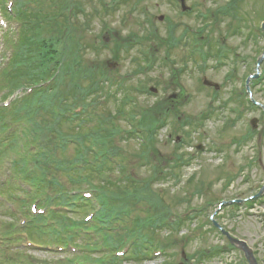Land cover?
<instances>
[{
	"label": "rangeland",
	"instance_id": "374dc122",
	"mask_svg": "<svg viewBox=\"0 0 264 264\" xmlns=\"http://www.w3.org/2000/svg\"><path fill=\"white\" fill-rule=\"evenodd\" d=\"M65 1L77 9V14L74 11L70 18L74 25L71 30H65L63 36L54 35L53 31L50 36L57 39L56 45L62 48V54H69L68 50H63L71 45L81 64L87 62L90 67L104 69L101 74H106L109 80L103 83L99 75L94 79L95 86L89 85L95 87L94 92L100 89L95 97L100 111L111 108L114 114L117 113L118 103L123 100L126 90L119 82L124 80L129 88L134 86V89L127 88L141 102L139 111L145 109L148 116L151 115L149 117H155L164 108L171 109L170 121L157 133L150 161L143 167L137 158L142 148L140 140L120 145L132 170L139 177L148 178L154 174L157 165L160 171L167 164L170 168L167 161H173L177 152L189 159L175 169V174L168 168L169 173L147 192L150 195L145 201L148 207L141 203L126 213L124 219H128L133 227L134 218L145 216V208L153 212L158 208L169 210L172 217L177 213L184 217L187 207L203 208L180 225L177 232L166 228L157 235V238L167 240L165 257L154 261L143 258L139 264H198L199 253L213 252L215 247L228 251L219 255L212 253L202 264H249L241 249L235 246L230 249L232 244L222 231L245 241L257 264H264V194L255 197L257 202L253 208L248 206L250 197L259 193L264 185V112L258 106H249L246 95L238 96L236 91L240 88V76L256 73V56L264 51V31L261 28L264 0H238L235 5H231L230 0H184L187 6L184 16L179 14L176 0H128L127 3L125 0L114 6L115 0ZM36 2L28 9L29 14L46 12L49 7L50 13L64 8L59 0H46L40 7L39 3L44 1ZM104 3L110 4L111 9H106ZM17 27L14 20L8 29L0 28V65L4 64L8 52L4 56L3 32L16 31ZM185 29H188V35ZM193 29L200 30L198 35L192 34ZM195 36L201 37L203 43L206 38L210 39L207 46H224L221 48L232 52L226 59L215 54L205 62L200 56L194 59L189 51L194 47ZM70 37L73 42L69 41ZM172 41L179 45L170 49ZM144 48L152 57L150 61L143 53ZM203 50H207L206 45ZM243 58L246 59L244 62ZM261 67H264V61ZM237 68V80L234 81L230 74ZM211 82L219 83L220 89L212 88ZM154 87L156 92L150 93ZM253 89L256 99L264 103V80L256 83ZM207 109H211L212 114L204 117ZM177 118L189 119L193 126L196 123L200 126L198 129L192 125L182 128L176 124L172 127ZM125 127L127 129L128 124ZM199 145L202 149L197 148ZM232 199L244 201L239 206L226 204L219 210L218 202L229 203ZM208 201L212 202L203 204ZM119 204L124 203L120 201ZM4 212L0 207V217H5ZM214 221L222 225V231L214 226ZM148 231L144 229V232ZM91 236L97 238L94 234ZM24 244L4 246L0 252V264L4 260L11 264L24 259L27 264H70L68 261L74 255L81 254V247L72 253L68 249L59 251L57 245L29 248L26 247L28 243ZM22 256L24 259L20 258ZM125 264L136 263L129 259Z\"/></svg>",
	"mask_w": 264,
	"mask_h": 264
},
{
	"label": "trees",
	"instance_id": "16d2710c",
	"mask_svg": "<svg viewBox=\"0 0 264 264\" xmlns=\"http://www.w3.org/2000/svg\"><path fill=\"white\" fill-rule=\"evenodd\" d=\"M58 11L60 10H56L53 13L47 14H45V12L37 13V15H40L41 18L45 19L53 17L57 18L56 12ZM30 16H36V13L31 12ZM55 20H53L55 21L54 23L52 21H45L44 24H40L35 34L31 33V27L27 28L26 32L31 33L30 36L26 33L21 38L19 46H17L16 54L12 60V64L15 68V74H17V78L20 83L39 84L41 82H51L52 78L57 77L54 76L56 71L60 73L62 68L65 72V78H68L69 81L73 78V76H76L77 79L81 76V73H84L81 71H85L86 68L83 65L79 67V60L75 55L76 49H73L71 45L65 46L63 51H70L67 55L69 58L64 59L65 54L63 55L59 51L58 45L55 44L57 39L53 40V37L50 36L52 31L54 35L57 34L59 37L60 35L63 36L66 31L72 29L74 24L68 20L67 13H63V17L60 19L57 18ZM69 41L73 42V39L69 38ZM69 81H65V83L62 82L60 85L54 88L50 83L46 86V88L38 90L32 98L23 102V108H25L28 103L36 102V100H39V103L42 105L39 109V121L35 124V131H42L45 133V135H43L45 147L42 148V150L38 153H35V155L32 157L33 164L35 165L34 169L27 168V157H23L19 167V171H22L25 174V179L30 180L34 184L38 185V188L42 187L44 176L38 174L35 170L39 169L41 171H46L49 169L51 163L52 165L56 166L57 164H54L51 158L55 156V161L60 162L63 160L69 148V145L67 144L69 143L68 140H66L65 144L62 146H56L54 143V138L60 136L61 138H64L66 135H72V137L76 138L77 141L83 142L85 145L89 144L90 142V144L87 146L89 150L91 147L95 146L98 148V152L102 153L101 150L105 149L106 144L112 138L119 135V132L123 131V128H126L125 126H127V124L131 125L138 123V119H140L145 126H152L155 124L156 116L149 117L151 115L148 116L145 109H143V113L138 111L141 109V102L137 101L138 98L135 96H132L131 100L136 102L135 105L132 106L133 110L126 108V115L122 114L124 110L120 108H118L116 114L112 112V109H109L108 111H103L102 114L93 115L91 112L89 113L87 111L88 107H85L83 109L84 111L79 112L78 114L75 113L74 117L69 120L64 115H66L70 108L72 109L73 101L78 98V95L80 96L81 94L80 89H78V87L73 84V81L71 80L72 83ZM80 81L82 83L85 82L83 86L86 89L88 78L80 79ZM93 95L97 97V93ZM81 97L85 99L84 96ZM19 111L20 108L15 110L17 116H19ZM47 118L48 121H46ZM118 122L120 124H118ZM48 123L51 124V128L48 126ZM134 126H137V124H134ZM126 131L128 132V130ZM132 138L133 136H128L126 140L129 142L132 140ZM112 143L113 142H110L109 145H112ZM51 147L54 149V152L52 153L48 152V149ZM77 147L78 151H80L78 145ZM118 150L119 148H113L108 153L109 156H106V153L103 152L104 155L102 160L108 161L110 157H115L117 153L123 155ZM98 152L96 153L97 155H99ZM76 155L78 154L76 153ZM76 159H79V157H76ZM80 159L82 160V157ZM123 159L126 160V157H123ZM174 171L176 170L172 169V173ZM177 177H179L178 173ZM227 177L230 180V174H227ZM112 178L108 177L109 182L106 188L111 196H119L120 198L124 197L127 202L131 198V195L145 196L147 199L150 197L147 192L151 191V186H147L142 182L131 184L129 181H125L121 183L122 181L117 180L114 177ZM157 212L165 213V210L158 208ZM141 219L142 218L139 217L137 222L141 221Z\"/></svg>",
	"mask_w": 264,
	"mask_h": 264
},
{
	"label": "water",
	"instance_id": "95a60500",
	"mask_svg": "<svg viewBox=\"0 0 264 264\" xmlns=\"http://www.w3.org/2000/svg\"><path fill=\"white\" fill-rule=\"evenodd\" d=\"M254 123H256L255 120H254ZM231 241L237 244L245 252V256L247 260L250 262V264H257L256 259L253 256L252 250L248 247V245L244 241L233 239V238H231Z\"/></svg>",
	"mask_w": 264,
	"mask_h": 264
},
{
	"label": "flooded vegetation",
	"instance_id": "af4514ba",
	"mask_svg": "<svg viewBox=\"0 0 264 264\" xmlns=\"http://www.w3.org/2000/svg\"><path fill=\"white\" fill-rule=\"evenodd\" d=\"M217 48H218V49H221L218 45L215 46L214 44H212V50H211V51H212L215 55H217V52H218V50H216ZM230 49H231V48H230ZM230 49H229V50H230ZM227 50H228V49L222 48V51H223V54H224V55L228 54ZM258 55H260V54H258Z\"/></svg>",
	"mask_w": 264,
	"mask_h": 264
}]
</instances>
